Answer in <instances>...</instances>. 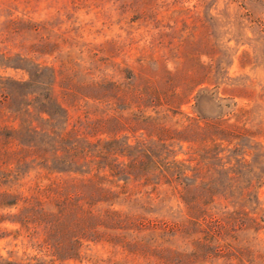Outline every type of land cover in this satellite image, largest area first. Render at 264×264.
Instances as JSON below:
<instances>
[{"label": "trees", "instance_id": "obj_1", "mask_svg": "<svg viewBox=\"0 0 264 264\" xmlns=\"http://www.w3.org/2000/svg\"><path fill=\"white\" fill-rule=\"evenodd\" d=\"M27 24L34 31L44 27ZM4 28L14 38L22 31L20 19H8ZM13 45L20 50L0 48V68H21L28 77L0 73V204L19 205L13 221L21 228L57 236V253L79 240L101 242L121 255V264H204L257 255L237 236L264 228V168L254 171L247 157L261 150L264 162V145L242 142L254 132L240 123V112L234 122L222 110L186 112L182 106L198 100L193 90L200 80L172 75L158 81L128 69L122 81L87 82L82 97L105 110L71 122L54 95V66L38 59L50 55V42ZM64 87L67 96L77 94L71 84ZM168 116L176 117L174 124ZM31 171L34 177L22 180ZM159 202L164 212L156 209ZM174 235L189 240L191 249L164 243Z\"/></svg>", "mask_w": 264, "mask_h": 264}, {"label": "rangeland", "instance_id": "obj_2", "mask_svg": "<svg viewBox=\"0 0 264 264\" xmlns=\"http://www.w3.org/2000/svg\"><path fill=\"white\" fill-rule=\"evenodd\" d=\"M10 18L20 19L22 26L14 38L4 28ZM27 21L44 27L27 29ZM18 40L50 42V55L38 59L54 66V95L67 107L71 122L105 110L104 104L82 97L87 82L122 81L133 69L158 81L172 75L200 80L193 90L199 93L197 102L184 104V111L214 115L222 110L229 122L240 112V123L254 132L242 142L264 145V0H0V48L20 50L12 46ZM0 73L28 77L14 67H1ZM69 84L74 97L64 93ZM175 119L168 116L167 122ZM259 152L247 156L256 172L264 168ZM34 173L22 180H31ZM259 201L264 207V184ZM156 209L164 212L166 205L159 202ZM19 212V205L0 204V264H121L119 253L97 241L79 240L74 249L57 253V236L41 228L28 234L13 221ZM263 240L264 228L257 234L240 230L237 241L257 248L256 256L243 261L214 257L204 264H264ZM164 243L191 249L190 241L177 235Z\"/></svg>", "mask_w": 264, "mask_h": 264}]
</instances>
